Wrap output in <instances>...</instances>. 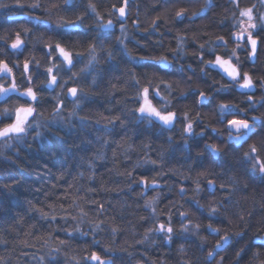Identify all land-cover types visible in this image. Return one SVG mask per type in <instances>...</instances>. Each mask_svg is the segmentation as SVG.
<instances>
[{"label":"clouds","instance_id":"9594fccd","mask_svg":"<svg viewBox=\"0 0 264 264\" xmlns=\"http://www.w3.org/2000/svg\"><path fill=\"white\" fill-rule=\"evenodd\" d=\"M0 264H264V0H0Z\"/></svg>","mask_w":264,"mask_h":264}]
</instances>
